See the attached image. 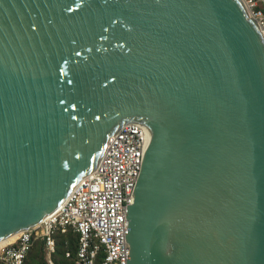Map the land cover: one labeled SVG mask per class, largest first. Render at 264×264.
I'll use <instances>...</instances> for the list:
<instances>
[{
	"label": "water",
	"instance_id": "water-1",
	"mask_svg": "<svg viewBox=\"0 0 264 264\" xmlns=\"http://www.w3.org/2000/svg\"><path fill=\"white\" fill-rule=\"evenodd\" d=\"M132 123L128 264H264V37L240 0H0V243Z\"/></svg>",
	"mask_w": 264,
	"mask_h": 264
},
{
	"label": "built area",
	"instance_id": "built-area-1",
	"mask_svg": "<svg viewBox=\"0 0 264 264\" xmlns=\"http://www.w3.org/2000/svg\"><path fill=\"white\" fill-rule=\"evenodd\" d=\"M240 1L264 37V0ZM150 142L151 133L145 125L124 126L109 139L97 171L83 179L40 226L21 233L13 245L1 251L0 263L25 264L40 238L45 240L48 254L54 255L56 233L73 230L79 236L76 264H97L102 252V264H128L129 210Z\"/></svg>",
	"mask_w": 264,
	"mask_h": 264
},
{
	"label": "rangeland",
	"instance_id": "rangeland-1",
	"mask_svg": "<svg viewBox=\"0 0 264 264\" xmlns=\"http://www.w3.org/2000/svg\"><path fill=\"white\" fill-rule=\"evenodd\" d=\"M67 237L68 235L60 236L59 238H57V247L58 245L59 247H58V252L55 255L49 256V254L46 253L44 250L43 251L44 259L42 260L41 255L37 253L34 264H74L73 259L67 258L65 256V253L70 252L73 257V254H75L77 247V237L73 235L72 240H68ZM42 247H43L42 244H39L38 246H36V249L34 251L39 252Z\"/></svg>",
	"mask_w": 264,
	"mask_h": 264
},
{
	"label": "trees",
	"instance_id": "trees-1",
	"mask_svg": "<svg viewBox=\"0 0 264 264\" xmlns=\"http://www.w3.org/2000/svg\"><path fill=\"white\" fill-rule=\"evenodd\" d=\"M66 235H68V240H72L73 239V233H68V234H66ZM61 236H65V235H61ZM60 237V236H59ZM58 237V238H59ZM60 240V239H59ZM38 244V243H37ZM39 244H42V248H41V250L39 251V252H35L34 250L36 249V246H38ZM39 244L38 245H34V247H33V249L31 250V252H30V254H29V256H28V258H27V260H26V263L25 264H34V261H35V257H36V255H37V253H39L40 255H41V259L43 260L44 259V254H43V251L45 250V252L47 253V251H46V249H45V243L44 242H39ZM58 247H59V245H58ZM58 247L56 248V252H55V254L58 252ZM77 248H78V239H77V247H76V251H75V254H73V257L72 258H69V259H73V262H75V258H76V252H77ZM68 253V252H67ZM67 253H65V256H66V254ZM54 254V255H55ZM104 257H105V254L102 252L101 254H100V257H99V260H98V263L97 264H102V262H103V260H104Z\"/></svg>",
	"mask_w": 264,
	"mask_h": 264
},
{
	"label": "crops",
	"instance_id": "crops-1",
	"mask_svg": "<svg viewBox=\"0 0 264 264\" xmlns=\"http://www.w3.org/2000/svg\"><path fill=\"white\" fill-rule=\"evenodd\" d=\"M68 233H73L76 237H77V239H78V248H77V252H76V258H75V262H74V264H76V259H77V254H78V250H79V236H78V234H76L73 230H69L66 234H68ZM66 234H63L62 232H57L56 233V235H55V239H56V243H57V238L59 237V236H61V235H66ZM44 242L45 243V249H46V242H45V240H43V239H38L36 242H35V245H37V243H39V242ZM46 251H47V249H46ZM47 253H48V251H47ZM68 253H70V252H68ZM68 253L66 254V257L68 256ZM71 254V253H70ZM50 256V255H49ZM51 256H53V255H51ZM71 257H72V254H71ZM68 258V257H67ZM98 263V262H97Z\"/></svg>",
	"mask_w": 264,
	"mask_h": 264
},
{
	"label": "bare ground",
	"instance_id": "bare-ground-1",
	"mask_svg": "<svg viewBox=\"0 0 264 264\" xmlns=\"http://www.w3.org/2000/svg\"><path fill=\"white\" fill-rule=\"evenodd\" d=\"M18 236L19 235L14 236V237L10 238L9 240L0 243V252L3 251L5 248L13 245L17 241Z\"/></svg>",
	"mask_w": 264,
	"mask_h": 264
}]
</instances>
